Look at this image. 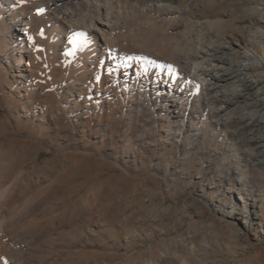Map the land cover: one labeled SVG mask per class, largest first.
<instances>
[{
    "label": "bare ground",
    "instance_id": "obj_1",
    "mask_svg": "<svg viewBox=\"0 0 264 264\" xmlns=\"http://www.w3.org/2000/svg\"><path fill=\"white\" fill-rule=\"evenodd\" d=\"M117 1L0 0V107L5 111L0 114V192L6 194L0 197V264H72L53 253L58 246L53 236L63 237L57 248L81 247V254L86 253L88 236L101 226L84 218L93 216L91 206L68 213V222L63 213L35 233L23 231L27 221L46 219L45 207L63 190L51 187L67 170V148L94 162H102L98 148L117 138L134 139L141 149L181 148L200 129L197 93H207L220 116L237 103L244 105L247 90L264 77V5L257 9L259 18L250 21L262 51L257 57L253 39L237 36L213 43L216 34L205 22L196 24L186 45H161L176 39L177 17L188 7L178 0H132L130 7L114 5ZM132 15L152 21L131 25L130 38L122 30L128 29ZM231 55L240 59L234 67ZM250 67L259 71L258 77L249 73ZM231 81L237 86L228 94L225 85ZM237 121L244 131L258 124L255 117ZM45 142L52 143L54 157L26 173V163L37 160L43 150L39 144ZM119 144L115 153L128 152ZM39 187H44L42 197L19 213L25 198ZM236 194L238 201L226 213L230 227L240 233L256 231L261 226L257 200L249 202L242 188ZM70 225L84 230L67 244ZM159 259L141 264H159ZM100 260L106 261L81 264H102Z\"/></svg>",
    "mask_w": 264,
    "mask_h": 264
},
{
    "label": "rangeland",
    "instance_id": "obj_2",
    "mask_svg": "<svg viewBox=\"0 0 264 264\" xmlns=\"http://www.w3.org/2000/svg\"><path fill=\"white\" fill-rule=\"evenodd\" d=\"M116 4L130 7L132 0H118ZM178 4L188 7L177 17L180 32H176V39L161 41V45L167 44L172 49L178 41L186 45L196 24L205 22L216 34L213 43L237 36L253 39L257 57H261L250 21L259 18L257 9L263 8L264 0H216L214 3L178 0ZM148 17L129 16L130 26L122 30L123 34L133 38L131 25L142 27L152 21ZM228 59L230 67L240 61L232 55ZM258 72L254 67L249 68L252 76L258 77ZM236 86L235 81L227 83V93ZM197 94L195 105L200 113L196 122L200 129L195 140L185 139L181 148L167 144L141 149L134 139L117 138L115 146L106 141L98 148L102 162L91 161L67 148V170L55 178L51 187L56 190L61 186L63 190L45 207L46 219L40 224L27 221L23 231L35 233L63 213L67 214L68 222V213L87 205L91 206L93 216L84 218L101 226L93 227L95 235L88 236L90 246L84 249L86 253L81 254V247L57 248L63 237H52L58 245L53 253L61 259L72 260V264L99 258L106 260H100L102 264H141L159 258V264H264V77H258L247 90L243 101L247 104L237 103L220 116H216L218 105L207 99V93ZM229 98L232 100L233 96ZM4 112L0 107V114ZM240 116L255 117L258 124L252 131H244L237 124ZM256 140L260 143L256 144ZM119 143H124L128 152L115 153ZM39 145L43 150L37 160L26 163V173L54 157L52 143ZM7 167L9 164L4 166ZM43 188H37L32 196L25 198L19 213L27 211L42 197ZM238 188L243 189L249 202L251 199L258 202L261 226L254 225L256 231L234 232L229 225L226 213L238 201ZM0 193V197H6L5 191ZM105 210L109 211V217L104 214L103 218L101 213ZM80 230L84 228L67 226L64 237L67 244L78 239Z\"/></svg>",
    "mask_w": 264,
    "mask_h": 264
},
{
    "label": "snow or ice",
    "instance_id": "obj_3",
    "mask_svg": "<svg viewBox=\"0 0 264 264\" xmlns=\"http://www.w3.org/2000/svg\"><path fill=\"white\" fill-rule=\"evenodd\" d=\"M70 43H75V41H70ZM146 71V70H145Z\"/></svg>",
    "mask_w": 264,
    "mask_h": 264
}]
</instances>
